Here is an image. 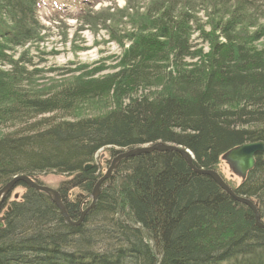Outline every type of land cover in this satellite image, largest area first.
I'll use <instances>...</instances> for the list:
<instances>
[{
    "label": "trees",
    "instance_id": "16d2710c",
    "mask_svg": "<svg viewBox=\"0 0 264 264\" xmlns=\"http://www.w3.org/2000/svg\"><path fill=\"white\" fill-rule=\"evenodd\" d=\"M59 1L0 0V61L6 57L4 51L37 35L42 5ZM199 2L168 0L159 10L149 9L157 19V38L168 42L180 63L192 57L188 46L197 23L193 14L200 11L209 20L220 17L210 27L225 43H210L207 70L189 71L179 63L184 69L177 75L184 88L173 95L134 100L104 117L49 121L44 117L107 92L109 80L65 87L42 98L29 90L19 70L4 80L0 77L1 125L42 118L23 135L0 138V189L17 176L36 182L39 174L66 176L70 180L58 193L76 223L91 206L102 178L95 165L102 150L111 149L115 157L118 151L174 144L191 151L196 168L215 170L227 151L264 142V50L237 43L234 37L254 3ZM150 52L144 47L131 52L129 67L117 80L124 78L126 87L135 88L154 77ZM87 165L93 168L85 170ZM18 187L26 193L21 202L7 206L0 230V264H264V229L257 227L252 210L209 176L195 173L174 152L122 161L102 183L94 207L78 226L64 219L50 196L24 184ZM235 194L252 200L264 220L262 156Z\"/></svg>",
    "mask_w": 264,
    "mask_h": 264
},
{
    "label": "rangeland",
    "instance_id": "374dc122",
    "mask_svg": "<svg viewBox=\"0 0 264 264\" xmlns=\"http://www.w3.org/2000/svg\"><path fill=\"white\" fill-rule=\"evenodd\" d=\"M79 1L76 9L68 10L57 9L63 5L71 6L76 3L60 0L57 5L49 7L43 5L40 9L41 28L37 35L22 46L4 51L6 57L4 61H0V77L3 80L8 78L12 70L17 69L18 73L23 74L29 90L42 98L65 87L109 80L107 84L110 87L107 92L103 94L100 92L101 95L97 97L81 99L71 105L68 111L45 116L44 118L49 121L62 119L79 121L104 117L134 100L145 98L154 100L173 95L175 90L184 88L177 75L179 69H184L180 64L189 71L207 70L204 62L211 57L210 43H225L219 37L220 33H215L210 27L211 22H216L220 17L209 20L199 11L193 14L197 23L189 33L191 37L188 47L192 57L180 63L169 50L168 42L157 38L160 31L153 28L157 24V19L155 13L152 14L149 10L156 7L157 10L161 9L166 6L163 4L168 0ZM170 1L178 4L179 0ZM195 1L201 3L205 0H193ZM246 1L253 2L254 8L244 16L248 20L241 23L234 37L237 43L244 41L248 47L263 51L264 0ZM199 9L196 7L194 10ZM237 20L242 21V18L238 17ZM142 47L151 51L152 56L149 60L151 70H155L157 74L135 88L126 87L124 78L121 82L117 79L129 67L130 61L127 56ZM201 67L204 69L200 70ZM40 120L41 117L28 122L25 120L9 127H4L0 123V138L5 135H23L34 122ZM110 150L108 148L100 151L96 158L95 165L99 167L102 177L107 174L114 159ZM215 171L234 192L242 184L241 179L230 171L221 158ZM36 180L40 185L58 193L62 183L68 182L70 178L57 173H47L37 175ZM25 193L24 188L18 187L11 191L3 202L0 198L2 206L0 218H5L7 206L12 202H21ZM75 193V190L70 192V196L74 197ZM262 222L264 223V220Z\"/></svg>",
    "mask_w": 264,
    "mask_h": 264
},
{
    "label": "water",
    "instance_id": "95a60500",
    "mask_svg": "<svg viewBox=\"0 0 264 264\" xmlns=\"http://www.w3.org/2000/svg\"><path fill=\"white\" fill-rule=\"evenodd\" d=\"M152 152H174L181 155L185 159L189 167L195 173L199 175L209 176L225 193H227L235 201L248 206L254 213L257 227L264 229V223L262 222V219L260 217L257 205L253 203L252 200H249L241 196H237L234 190L226 184L223 178L215 170H204V169L196 168L193 163L194 157L191 151L174 144L158 143L154 145H147V146L133 148L131 150L118 151L112 161L111 167L108 170L107 174L104 175L95 186V189L92 193L93 202L91 206L88 208V210L94 207L98 195L100 193V187L102 183L111 177L112 173L116 171L120 162L127 160L129 158H133L142 154H149ZM258 156H262V162L264 164V142H253V143H247L241 146H237L224 153L221 157V160L224 161L229 167L230 171L235 176L240 178L241 182H243L247 178L248 174L255 168L256 158ZM91 168H93L92 165H87L85 167V170H89ZM19 184H24L27 187L34 189L37 192H42L44 194L51 196L52 198L51 197L50 198L60 209L62 216L70 225H74V226L80 225L86 213L88 212V210L84 211L78 222L76 223L72 222L66 213V210L62 204L59 194L54 190L49 189L48 187L40 185L38 182H36L33 179H30L27 176H17L13 178L12 181L9 182L4 188H2L0 191V198H2L1 202H3L8 196V194H10L11 191L16 189ZM1 202H0V210L2 207ZM9 210L10 208H8V211ZM3 221H5V218L4 217L0 218V230L3 229Z\"/></svg>",
    "mask_w": 264,
    "mask_h": 264
}]
</instances>
